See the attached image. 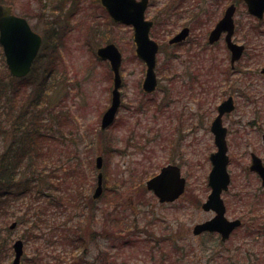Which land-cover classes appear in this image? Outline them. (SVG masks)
I'll return each instance as SVG.
<instances>
[{
    "label": "rangeland",
    "instance_id": "1",
    "mask_svg": "<svg viewBox=\"0 0 264 264\" xmlns=\"http://www.w3.org/2000/svg\"><path fill=\"white\" fill-rule=\"evenodd\" d=\"M158 1L166 3L168 11L162 22H168V26L160 27L161 35L156 37L162 44L158 57L160 65L157 66L159 89L152 95H146L142 89L146 66L136 55L134 30L114 22L100 0H0V3L13 5L15 13L27 18L33 30L43 38L30 75L21 83H10V78L6 80L11 90H19V96L11 93L9 101L0 103L1 107L7 105L9 108L8 113L0 111V129L8 130L6 137L0 133V154L17 165L23 161L20 178L25 179L31 175V171L27 170L30 162L28 148L31 145L37 149L40 167H48L45 173L51 181L50 185H57L59 193L67 186L75 191L79 188V199L80 190H83L79 208L73 212L75 218L69 224L83 236L91 233L93 241L89 253L83 260H76L75 264H104V258L108 257L115 260L111 261L112 264H205L206 261L207 264H264V238L259 230L246 227L245 218L225 246L219 244L212 247L211 244L217 243L216 238L206 239L207 235L195 238L193 235L195 225L214 215L202 209V204L211 193L208 185L212 169L210 156L217 150L211 124L222 101L219 92L225 95L229 91L226 82L231 79L227 76L229 71L222 69V76L219 74L214 67L215 62L202 61L204 67L211 68L213 77L209 85L206 81L201 82L197 89L202 93L199 97L189 98L185 103L190 115L185 117L184 133L177 126L173 128L166 117L168 113L157 115V104L161 103L168 81L163 71L174 59V52L168 50V39L176 32L175 22L178 25L189 23V16L180 20L173 9L191 0ZM207 1L204 0L205 3ZM228 1L222 0L221 3L226 5ZM237 1L240 3L236 17L238 39L252 41L240 67L243 72L254 75H245L241 71L232 76V81H241L246 86L244 91L251 90L254 95L249 94L253 96L252 101L238 99L236 110L224 117L229 133L227 141L231 163L228 169L232 181L223 198L229 218L248 215L252 195L259 192H255L258 191L255 190L256 181L248 185L249 179L243 167L250 165L252 152L264 159V33L258 32L264 30V24L258 27V20L249 15L245 3ZM155 11L154 8L153 15ZM204 14H211L213 21L220 17L217 10L204 9L196 19H192L194 30L190 40H196L199 33L211 25ZM201 23L204 26L200 27ZM111 43L123 55L122 107L116 123L102 132L101 119L111 104L114 75L110 63L100 59L97 50ZM187 48H179L176 55H181L180 60L172 61L174 65H179L181 73L190 69L186 68L190 62L188 53H185ZM200 51L196 50L197 53ZM250 53L258 60L254 64L244 61ZM202 56L215 57V49L206 51ZM184 59L187 64L183 63ZM163 62L167 63L163 65ZM5 70L8 72L0 51V84L6 76ZM54 81L55 87L52 88ZM35 97L39 100L36 101ZM198 98L205 104L200 103ZM36 102L38 105L32 108V115H26L28 106ZM200 104H204L203 110ZM200 112L202 116L199 120L197 117L200 116H191ZM40 115L42 125L35 122ZM58 127L66 133L73 131L79 134L64 136ZM38 128H41V134L50 137L36 134ZM182 135H185L184 139ZM98 156L104 159V193L93 207L95 214L90 218V210L85 205L97 188L99 171L95 164ZM78 158L82 164L77 165ZM70 163L78 166L81 173L71 176L66 179V184L61 185L60 170ZM168 164L182 167L187 188L175 203H160L146 189L145 183L153 173L157 174ZM87 175L91 179L90 189ZM19 188L20 185L14 187ZM43 192L49 195L46 189ZM44 197V194L30 199L20 197L21 200L11 204L13 206L9 207L7 214L0 212V264L14 263L16 255L13 246L18 240L25 245L22 264H30L27 259L37 254L43 258L40 264H52L56 255H65L56 242V232L61 231L69 220V210L54 207ZM116 203L119 205L115 206ZM31 204L33 208L28 210ZM259 204L263 205L257 208L255 214L264 217V197L259 199ZM115 207L120 223L114 214L109 215ZM254 219L257 218L254 216ZM14 224L16 226L12 228ZM246 230L250 235L245 238ZM132 239L138 240L139 244L128 245ZM205 242L211 247V257L205 250ZM247 247L254 258L259 257L254 259V263L246 258ZM183 249L189 254L186 262ZM216 250L217 259L212 255L216 254ZM220 255L225 256L221 259ZM225 258L229 261H224Z\"/></svg>",
    "mask_w": 264,
    "mask_h": 264
},
{
    "label": "water",
    "instance_id": "2",
    "mask_svg": "<svg viewBox=\"0 0 264 264\" xmlns=\"http://www.w3.org/2000/svg\"><path fill=\"white\" fill-rule=\"evenodd\" d=\"M250 11L256 15L263 16L264 0H246ZM149 0H102L110 15L117 21L127 25H132L135 30V42L137 44L136 53L147 65L146 77L143 83V89L147 93H152L157 88V77L155 73L156 56L159 51V45L150 38V29L152 22L145 20V10ZM234 8H230L226 17L221 21L218 27L211 34V42L216 41L224 30L233 31L234 25L232 15ZM189 33L185 29L179 34L173 42L183 41ZM230 37V36H229ZM42 39L30 27L28 21L13 13L11 6L0 4V44L3 46L6 62L12 75L16 77L26 76L32 67V64L41 47ZM233 51V62L242 54L243 47L231 44ZM98 56L109 61L114 73V91L112 105L106 111L102 118V129L105 130L113 124L116 114L121 105V93L119 88L122 84L120 67L122 55L115 44H109L99 48ZM264 72V70H263ZM234 109L232 100L224 102L219 107V115L212 124V132L215 134V142L218 151L211 156L213 168L209 178V184L212 187V193L209 200L204 204V209H214L217 211V217L206 224H200L195 227L194 233L200 234L203 231H220L226 239L233 229L238 227L241 221L229 222L225 218V206L221 198L224 190H228L230 184V175L228 172L229 156L226 142L227 128L223 126V116ZM96 168L101 171L103 168V157H97ZM254 170L259 172L264 179V166L261 160L254 155ZM186 180L181 176V170L177 166L169 165L161 169V172L147 181L148 190L158 197L160 203L173 202L185 192ZM103 194V173L98 175V186L94 193V199H98ZM16 225L14 224L12 228ZM16 258L13 264H20L24 255V243L21 240L16 241L13 246Z\"/></svg>",
    "mask_w": 264,
    "mask_h": 264
},
{
    "label": "flooded vegetation",
    "instance_id": "3",
    "mask_svg": "<svg viewBox=\"0 0 264 264\" xmlns=\"http://www.w3.org/2000/svg\"><path fill=\"white\" fill-rule=\"evenodd\" d=\"M173 1H179V0H173ZM242 1L245 3L249 15H251L253 18H255L256 16H253L251 14L249 7L247 6L246 2L244 0H242ZM221 2H222V0H208L206 3L204 2V0H191L190 2L183 3V6L179 5L175 9H173V12H176L175 16H178V19H180V20H182V18L184 16H189L188 17L189 23H185V25H178L175 22L174 26H176L175 27L176 32H174L168 39V42H167L168 43V50L174 52L173 58L176 60L175 62H177L180 60L181 55H179V56L176 55V53H177L176 51L183 46H187L188 48H187L185 53H188L187 57L190 60V62L186 68H190V69H185L184 73H181L179 65L176 66L172 63V61L174 59L171 60L170 64H168V68L164 67L167 70L163 71V74H165V77H166L165 79L168 80L167 81V87L164 88L166 96H165V101L163 103L157 105V108H158V114L157 115L158 116H164L163 115L164 113H166V114L168 113V116H166V117L169 118V122L172 123L173 128H175L176 126L178 128H181L180 131L182 134L185 131V124H186V118L185 117L190 115L187 107L185 106V103L187 101H189L191 92H194L196 95L198 94L197 89H198V87H200L201 82L205 81L204 78L206 76V71L207 70L211 71V68H209V66H205V67L203 66L202 61L211 60V61L215 62L214 67L217 69V71L219 70V74L221 76H222V73H221L222 69L229 71V73H228L229 75H227V76H229V79H231V81L226 82L227 86H228L227 90H229V91H226L225 95H223V93L219 92V94H221L220 99H222V101L217 107V112H218L219 106L227 100H232L233 105L235 107L234 111L236 110L237 105L239 106L238 99L246 98L249 101L253 100V96L249 95V94L254 95L253 91L249 90L246 92V91H244L246 86L242 85L241 81H238V83H236L237 81H232V76L240 73L241 71L243 72L242 68L240 67V62H242L243 59L246 57L247 50H248L247 48H249V47L251 48L250 44H252V41H249L248 38H245L243 41H240L238 39V33H237V24L238 23L236 22V17H237L238 7H239L240 3H238L237 0H230V1H228V3L226 5L222 4ZM232 7L235 8V12H234V16H233L234 22H235L234 30L231 32H229V30L222 31L219 38L212 43L211 42L212 32L218 27V25L221 23L222 19L227 15V13H228L227 11ZM154 8L156 9V11H155V14L153 15L152 11L154 10ZM203 8L206 10H210V9L217 10L220 14V17L218 20L213 21L211 14H204V16L208 17L209 23H211V25L204 32L199 33V36L196 40H194V41L190 40L191 34L193 33V30H194V26L192 24V19H196L202 12H204ZM167 11H168V8L166 6V3H163V2L158 1V0H155V1L150 0L148 8L145 12L146 19L152 22V28L150 30V37L159 44V53L157 55V65L158 64L160 65V63H158V57L162 51V44L160 42H158V39L156 37L161 35L160 27L165 28L168 26L167 25L168 22L167 23L162 22V19L165 17V13ZM180 11H184V13H180ZM151 14H152V16H150ZM167 17L169 18V14ZM262 18H263V16H259V15H258V17L255 18V19H258V25H259L258 27H260L261 24H264V19H262ZM202 26H204V23H201L200 27H202ZM185 29H189V33H188L187 37L181 42H173V40L179 34H181V32ZM154 31H157L159 33H157V32L154 33ZM258 32L264 33V30L263 31L258 30ZM229 36H230V38H229ZM231 43H233L234 45H241L242 47H244V52H242L241 57L239 58V60H237V62H235V64H233L234 54L232 51ZM197 49H199L201 51L199 53H197L196 52ZM212 49H215V57H213V56L203 57L202 56L203 53H205L206 51H211ZM255 60H257L256 55H253L252 53H250L244 61H246L248 64H254ZM143 63L146 66L145 62H143ZM164 63H167V62H163L162 64L164 65ZM183 63L187 64V61L184 59ZM191 70H193V71L198 70L199 71V77L195 81L190 80L189 76H190ZM243 73L245 75H254V74H250V72H243ZM184 77H186V78L184 79ZM157 79L159 81L158 75H157ZM196 97H199V96H196ZM254 98H255V96H254ZM198 100L200 101V103H204V100H200L199 98H198ZM256 104H257V101L255 102V105ZM203 105L204 104H200L201 110H203V108H204ZM121 107H122V105H121ZM233 112L227 113L225 116H230V114H232ZM194 115L200 116V117H197V119L199 120L202 116V113L200 112L198 114H192L191 116H194ZM225 127L227 128V134H229L228 133V127L227 126H225ZM184 137H185V135H182L183 139H184ZM263 141H264V136H263ZM254 155L261 158V162L264 165V159L260 155H258L257 153L252 152L250 165L249 166L245 165V167H243V169L246 172L245 176L249 179L248 185L250 183H252L253 181H256V183L258 185H257V188L255 190H258V191H255V192H259V193L258 194L254 193L252 195L253 201L250 203V207L248 206L249 208L247 211V213H248L247 216H244V217H242V216L236 217L235 216L234 218H229L227 216V209L228 208L226 205H225V207H226L225 208L226 209L225 215L231 221H234L237 219L241 220L242 225H243V220L245 218L247 220V223H248L247 225L245 224L246 227L249 229L259 230L261 235L263 236L262 238H264V224H263L264 217H260L259 215L255 214V211L257 210V208L260 207L261 205H263V204H259V199L261 197H264V179L261 176V174L259 172H257L256 170H254V168H253ZM230 163H231V159H230ZM181 169H182V167H181ZM182 173H183V171H182ZM259 184H260V186H259ZM210 212H212L214 215L211 218L206 219L202 223H206L215 217V215H216L215 212H213V211H210ZM254 216L257 219H254ZM253 226H254V228H253ZM237 230H238V228L236 230H234V232H236ZM233 233H232V235H233ZM248 233L249 234H247V230H246L245 238L248 235H250V232H248ZM205 235H207L206 239H208V238L209 239L210 238H216L217 239L216 244H211L212 247L217 246L219 244L225 246V243L230 240L229 239L228 241L224 242L222 240L220 234L210 233V232H204L200 236H194V237L199 238V237H203ZM232 235H231V237H232ZM201 247H202V244H201ZM210 249H211V247H210L209 243L205 242V250H207L209 252L208 253L209 257H211ZM238 249L240 250V248H238ZM229 250L232 251L233 249L229 248ZM217 252H218V250H216V254H214V253L212 254L214 256V258H216V259L219 258V257H216ZM226 252H228V251H226ZM228 253H230V252H228ZM246 254H247L246 258L250 262H253V263H254V259L259 258L257 256H256V258H254L252 252L250 251V249H248V247H247ZM224 256L225 255H220V258L223 259ZM259 256H260V253H259ZM188 258H189V254L187 253L186 249H184V259H185L184 262L188 261ZM228 260L229 259H227V258L224 259V261H228ZM209 261H211V260H209ZM205 264H207V261L205 262Z\"/></svg>",
    "mask_w": 264,
    "mask_h": 264
},
{
    "label": "trees",
    "instance_id": "4",
    "mask_svg": "<svg viewBox=\"0 0 264 264\" xmlns=\"http://www.w3.org/2000/svg\"><path fill=\"white\" fill-rule=\"evenodd\" d=\"M1 51V49H0ZM1 55H2V51H1ZM53 68L51 69L50 73H52ZM5 77L4 80L2 81V83L0 84V103L3 101L4 103H6L7 101H9L10 98V94L12 93L13 96L18 97L19 96V90H11L9 86L6 85V80L7 79H12V81H9L10 83H21L22 80L19 81H14L16 80L15 78H13L9 71L7 72V70H5ZM195 78H197V76H195ZM55 87V81L52 85V88ZM9 90V93H8ZM166 96V93H165ZM36 101H38V98H34ZM38 103H34V104H30L28 106V110L26 115L30 116L32 115V108L34 106H37ZM0 111L8 113L9 108L7 105H5L4 107L0 106ZM5 113V114H6ZM55 118V117H54ZM38 121H35L38 125H42L41 121H42V116L40 115L38 118ZM24 121V120H23ZM40 129L38 128L37 131L35 132L36 134H38L41 137H50L49 135H43L40 133ZM43 129L47 130L46 127H44ZM58 129L60 130L61 134L64 136H69V137H73L78 135L79 133H75L73 131H68V133H66L65 131L61 130L59 127ZM0 133L6 137V135L8 134V130L6 128H4L3 130L0 129ZM144 138V137H142ZM40 150V149H38ZM36 151L37 149H35L34 147H32L30 145V147L28 148V154L30 155V162L27 165V170L31 171V175L26 177L25 179H21L20 177L22 176V172L21 169L22 167H24V163L23 161L20 162L19 165L15 164V162H8L5 158L4 155L0 154V212H4L5 214H7V211L9 210V207L13 206L11 205L14 202H18L20 197L26 198L28 197V199L32 198L33 196L38 197V195H43L44 194V198L47 200V202L49 204H53L54 207H62L63 211H68V219L65 224L63 225V227L61 228V231H58L56 233H58L57 235V244L61 245L62 247V251L63 253H65V255L61 256V255H56L54 262L52 264H75L74 262L76 260H83L85 255H87L89 253L90 247H91V242L93 241L90 237H91V233H86V236L82 235V233H80L79 231H76L73 229L74 226H70L69 222L70 220H74L75 218V214H73V212L76 210V208H79V204L81 203V193H83V190H80V195H79V199H78V190L79 188H76V191L72 189V187H65V189H63V192L61 191V193H59L57 191L56 186H51V181L48 180V175H46V168H48L47 166L44 167H40L39 163H38V157L36 155ZM33 155V156H32ZM75 158L71 159L74 160ZM79 162H77V165L80 163L82 164L83 162H81V160L78 158ZM21 165V166H20ZM61 175V185L66 184L67 180L71 178V176H77L78 173L80 172V169L78 166L73 165L72 163H70V165H66L65 167H62V169L60 170ZM89 174V173H88ZM154 173L151 175L153 176ZM88 176V175H87ZM90 177V175L88 176V178ZM46 179V180H45ZM144 182V181H143ZM140 182V183H143ZM89 183V189L91 188V179L89 178L87 181V184ZM86 184V185H87ZM15 185H20L19 189H14ZM83 186L84 188V192H85V186ZM45 186V187H43ZM45 189L49 192V195H45L46 193L43 192V190L45 191ZM75 192H76V196L75 197ZM98 204L97 201H95L92 197L89 196L88 202L86 203V208H88L90 210V218L93 217L95 214V210L93 209V207H96V205ZM119 205V204H118ZM117 203L115 206H118ZM10 207V208H11ZM33 206L32 204L28 206V210H32ZM35 208V207H34ZM117 207L113 208V211L110 210L109 215L114 214L116 216V219L118 221V223L121 222V218L120 216L116 215L115 210ZM27 217V216H26ZM26 222V220H25ZM128 223V222H127ZM136 228V227H134ZM90 234V235H89ZM148 241V239H147ZM128 245L131 246H137L139 244V241L136 239H132L130 240L128 243ZM53 258V257H52ZM52 258H50L49 260H51ZM27 261H31L30 264H40L43 261V258L40 256V254L35 255L33 258L31 259H27ZM111 261L115 260L112 258V260L108 257L104 258V264H112ZM49 262V261H48ZM51 262V261H50ZM77 264V263H76Z\"/></svg>",
    "mask_w": 264,
    "mask_h": 264
}]
</instances>
